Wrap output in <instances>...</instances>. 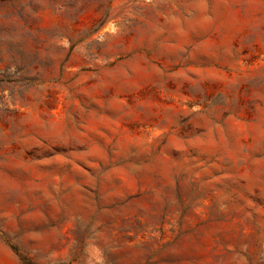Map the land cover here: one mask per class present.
Masks as SVG:
<instances>
[{
  "label": "rangeland",
  "instance_id": "374dc122",
  "mask_svg": "<svg viewBox=\"0 0 264 264\" xmlns=\"http://www.w3.org/2000/svg\"><path fill=\"white\" fill-rule=\"evenodd\" d=\"M0 264H264V0H0Z\"/></svg>",
  "mask_w": 264,
  "mask_h": 264
}]
</instances>
